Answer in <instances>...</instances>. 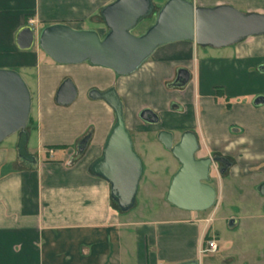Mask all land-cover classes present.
<instances>
[{
  "label": "crops",
  "instance_id": "obj_1",
  "mask_svg": "<svg viewBox=\"0 0 264 264\" xmlns=\"http://www.w3.org/2000/svg\"><path fill=\"white\" fill-rule=\"evenodd\" d=\"M113 1L0 0V69L17 71L32 80L36 90L27 128V149L36 162L18 156V135L0 144V264H203L209 234L204 224L209 219L165 201L180 165L160 195L166 217L154 221L134 220L121 212L111 198L110 184L93 173L115 117L105 101L90 98L92 90L115 87L138 152L149 150L137 138L142 133L154 137L152 147L167 151L159 132H171L175 140L189 130L197 134L202 156L232 158L229 179L255 182L252 189L247 184L248 193H258L263 183L264 104L256 106L254 101L264 98V72L259 71L264 66V35L222 49L168 44L126 77L86 63L56 64L37 40L29 51L17 48L16 35L27 26L39 34L46 26L62 23L103 36L107 29L100 11ZM152 1L160 8L167 0ZM191 1L196 7L231 6L264 16V0ZM180 68L191 72V81L185 88H170ZM66 79L73 81L77 97L62 106L56 96ZM217 86L225 94L217 95ZM226 99L236 103L227 107ZM145 108L158 115V124L140 119Z\"/></svg>",
  "mask_w": 264,
  "mask_h": 264
},
{
  "label": "water",
  "instance_id": "obj_2",
  "mask_svg": "<svg viewBox=\"0 0 264 264\" xmlns=\"http://www.w3.org/2000/svg\"><path fill=\"white\" fill-rule=\"evenodd\" d=\"M107 32L101 36L95 30H76L67 24L44 27L39 34L33 26L23 27L16 35V45L29 51L36 40L39 49L59 65L88 64L94 68L113 71L126 77L138 71L157 49L176 42H191L199 47L227 48L243 40L264 35V16L243 13L231 6L215 8L196 7L191 0H167L156 8L152 0H114L100 11ZM154 17V22L142 33L134 31ZM264 72V66L259 68ZM187 69L178 71L176 82L170 88H184L190 82ZM93 100L105 101L113 110L115 123L107 137L102 158L92 165L93 173L110 184L111 198L118 209L127 213L134 208L139 185L144 175V163L134 149L126 127L123 102L115 88L106 92L92 90ZM77 97V89L66 79L57 91L56 101L70 105ZM264 104L259 97L254 105ZM32 112V94L21 75L0 69V144L18 135V156L30 163L35 158L29 154L27 144ZM143 122L158 124L159 117L151 109L140 112ZM158 140L165 150L178 161L165 201L178 209L204 213L217 204L218 192L212 184V171L220 160L212 156L198 157L201 146L197 134L185 131L175 142L174 135L161 131ZM87 140H83V150ZM264 195V183L257 187ZM235 224L234 221L230 226ZM182 264H199L198 261Z\"/></svg>",
  "mask_w": 264,
  "mask_h": 264
},
{
  "label": "rangeland",
  "instance_id": "obj_3",
  "mask_svg": "<svg viewBox=\"0 0 264 264\" xmlns=\"http://www.w3.org/2000/svg\"><path fill=\"white\" fill-rule=\"evenodd\" d=\"M150 23V20L143 22L136 33L139 34ZM23 80L31 94L36 95L32 80ZM218 90L223 91L221 86L215 87V91ZM229 101L231 104L236 103L232 99ZM130 134L134 140V133ZM137 138L142 140L145 149H149L142 153L135 149L145 164L146 175L140 182L134 208L126 214L140 221L162 219L166 216L160 195H164L170 175L178 168L179 163L170 152L150 145L154 138L152 135L142 133ZM178 139L179 134L175 140ZM203 154L199 152L198 157ZM213 179L212 184L216 181L217 189H220L218 202L213 209L197 216L209 219L204 225L208 233L217 238L219 250L214 254L202 255L203 264H264V199L255 191L248 193L246 189L247 184L252 189L255 182L242 178L221 179L218 166L214 167ZM232 221L235 224L230 226Z\"/></svg>",
  "mask_w": 264,
  "mask_h": 264
},
{
  "label": "flooded vegetation",
  "instance_id": "obj_4",
  "mask_svg": "<svg viewBox=\"0 0 264 264\" xmlns=\"http://www.w3.org/2000/svg\"><path fill=\"white\" fill-rule=\"evenodd\" d=\"M151 19H154V17L153 18H151ZM151 19H149L150 21H151ZM149 20H146V21H149ZM145 21V22H146ZM151 25V24H150ZM150 25H147L144 29L146 30ZM139 28V27H138ZM180 69H182V68H180ZM179 69V70H180ZM184 69H186V68H184ZM178 70V71H179ZM188 70V69H187ZM178 71H177V75H178ZM189 71V70H188ZM190 72V71H189ZM190 74H191V72H190ZM192 76V75H191ZM176 79H177V76H176V78H175V80L171 83V84H169V85H173L175 82H176ZM190 81H191V79H190ZM190 83V82H189ZM188 83V84H189ZM187 84V85H188ZM62 85V84H61ZM60 88V87H59ZM111 88H115V87H111ZM111 88H109V89H111ZM185 88V87H184ZM108 89V90H109ZM175 89H181V88H175ZM107 91V90H106ZM106 91H104V92H106ZM228 103V102H227ZM231 104V103H230ZM139 117H140V114H139ZM141 119V118H140ZM200 146H201V144H200ZM203 147L201 146V149H200V152H202V149ZM201 157H204V156H201ZM212 157H214V158H217V159H220L216 164H215V166H218V172H219V177L221 178V179H225V178H229V176H230V170H231V168H232V166H233V160H232V158H230L229 156H226V155H223V154H219V153H214L213 154V156ZM214 166V167H215ZM213 172V171H212ZM212 183H213V181H212ZM263 183H264V180H263ZM214 186V185H213ZM220 190V189H219ZM219 190L217 189V192H218V198H219ZM259 194V193H258ZM260 195V194H259ZM261 197H263V199H264V195L262 196V195H260ZM217 202H218V199H217Z\"/></svg>",
  "mask_w": 264,
  "mask_h": 264
},
{
  "label": "built area",
  "instance_id": "obj_5",
  "mask_svg": "<svg viewBox=\"0 0 264 264\" xmlns=\"http://www.w3.org/2000/svg\"><path fill=\"white\" fill-rule=\"evenodd\" d=\"M219 245L216 238H211L206 241L205 247L202 250V254H214L218 252Z\"/></svg>",
  "mask_w": 264,
  "mask_h": 264
},
{
  "label": "trees",
  "instance_id": "obj_6",
  "mask_svg": "<svg viewBox=\"0 0 264 264\" xmlns=\"http://www.w3.org/2000/svg\"><path fill=\"white\" fill-rule=\"evenodd\" d=\"M100 19H101V15H100ZM153 22H154V19H151V23H150V24H152ZM150 24H149V25H150ZM137 30H138V29H136V30L134 31V33L137 34V35L142 34V33L145 31V29H143V30H142L141 32H139V34H138V33H136ZM216 93H217V95H219V96H222V94H223L221 90H218ZM226 100L229 101L228 99H226ZM230 105H231L230 102H228V103H227V107H230ZM31 123H32V119L30 118V122H29V124H31ZM210 239H211V236H210L209 234H207L206 237H205V242L208 241V240H210Z\"/></svg>",
  "mask_w": 264,
  "mask_h": 264
}]
</instances>
